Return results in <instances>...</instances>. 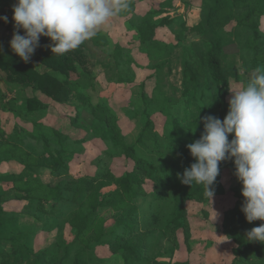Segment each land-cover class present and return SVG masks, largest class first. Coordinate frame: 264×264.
Wrapping results in <instances>:
<instances>
[{
	"label": "trees",
	"instance_id": "16d2710c",
	"mask_svg": "<svg viewBox=\"0 0 264 264\" xmlns=\"http://www.w3.org/2000/svg\"><path fill=\"white\" fill-rule=\"evenodd\" d=\"M8 1L0 0V7ZM84 1L25 0L19 9L10 7L7 34L0 37V70L6 80L45 97H28L18 107L17 101L6 98L0 89V164L13 149L27 154L19 173L0 175L4 184L0 186V240L10 246L0 252V264H66L67 253L61 257L30 247L28 238L33 233L23 232L24 225L19 223L29 201L40 203L41 211L50 202L49 211L54 215H62L64 203L77 205L66 218L77 234L93 225L104 226L110 217L97 219L98 209L114 208L115 228L109 234L112 249L122 254L124 264H143L150 234L159 231L174 238L181 231L185 238L191 236V203L200 205V216L209 220L211 205L226 194L221 182L223 168L236 173V184L229 190L233 202L221 211L222 234L232 243L231 257L225 264H264V88L256 94L257 106L229 104V78L233 74L226 72L222 63L223 38L204 41L203 48L196 42L183 57L179 98L168 96L157 85L149 94L142 88L143 126L135 141L128 144L116 124V115L105 103L93 101L87 90L90 82L82 80L90 73L83 66L84 36L71 26L65 2L78 9ZM162 5L137 14L133 21L139 42L148 45L155 58L164 57L173 47L156 37L160 28L173 22ZM224 8L237 18L235 34L242 38L243 48L253 54L251 62L262 80L264 62L256 57L261 49L258 22L264 14V0H215L207 13L208 23L219 25L215 15ZM90 35L97 45L99 37L94 32ZM24 52L34 56L35 64L27 61ZM114 54L117 67L132 62L130 56L123 60L120 46H115ZM196 63L203 67V75ZM150 68L157 72L160 67L150 64ZM55 106L73 110L74 114L68 115L69 125L80 128L81 134L43 122L42 117ZM84 110L92 114L91 123L82 121ZM2 115L14 116L12 122L2 120ZM92 134L130 160V168L116 175L103 161L83 181L63 178L52 183L41 177L42 171L51 179L67 174L73 155ZM37 190L50 199L36 197ZM73 194L75 198L69 200ZM139 195L150 196L149 226L142 222L133 202ZM42 224L36 232L45 229V222ZM74 264L86 262L76 258Z\"/></svg>",
	"mask_w": 264,
	"mask_h": 264
},
{
	"label": "rangeland",
	"instance_id": "374dc122",
	"mask_svg": "<svg viewBox=\"0 0 264 264\" xmlns=\"http://www.w3.org/2000/svg\"><path fill=\"white\" fill-rule=\"evenodd\" d=\"M214 3L215 0H85L83 6L77 9L65 2L71 26L84 36L83 49L86 59L83 66L90 73L87 76L84 75L82 80L90 82L87 90L93 101L105 103L116 115V124L128 144L135 141L143 126L140 116L142 88L144 87L146 94H149L157 85L168 96L179 98V90L182 87L183 57L189 54L196 42L203 48L204 41L216 42L223 38L222 63L226 72L233 74L229 78L228 103L245 107L259 104L256 94L260 88H264V78L261 80L256 74V67L251 62L253 54L251 55L247 48H243L242 38L235 34L237 18L229 9H220L215 15L214 20L219 25L208 23L207 13ZM14 4L15 0H9L3 5L4 7H0V26L7 23L11 15L10 7H14ZM162 4H165L166 13L172 17L173 22L171 25L160 28L156 37L164 43L173 44V47L164 57L155 58L156 53L150 52L148 45L139 42V34L133 21L135 23L137 14L146 12L150 8L157 9L163 6ZM258 28L261 34L259 37L261 49L260 55L256 58L264 62V14L259 17ZM92 32L99 37L97 45H94L89 38ZM6 34L5 29L0 37ZM33 36L36 37L37 34L33 33ZM115 46L122 48L123 60L130 56L132 59L130 64L123 63L119 67L115 65ZM24 55L27 61L35 64L32 54L24 52ZM194 61L195 56L191 58L192 64ZM150 64L158 65L159 70L155 72L153 68H150ZM195 66L203 75V67L198 63ZM142 82L144 86L141 85ZM0 89L6 98L15 99L18 107L31 96L45 99L40 93L8 82L1 70ZM70 114H74L72 109L55 106L45 113L42 120L60 129L66 128L64 130L71 134L79 135L81 129L69 125L68 115ZM13 117L1 116L2 120H9V124ZM81 118L87 124L93 120L92 114L86 110L81 112ZM158 119L160 121L161 117ZM11 152V156L0 164V175L19 173L23 169L22 160L27 161L26 151L16 148ZM103 161L108 163V167L114 170L116 175L123 174L131 166L130 160L117 150L108 149L102 138L92 134L73 155L67 174L55 179H51L44 171L40 174L44 180L52 181V183L63 178L75 182L83 181L94 174L99 162ZM221 182L226 194L221 201L211 205L209 220L205 221L200 216L202 208L200 205L191 203L189 205L191 236L185 238L181 231L174 238L163 235L159 231L150 234L143 264L169 260L187 261L188 264H225L229 260L232 243L222 234L221 211L231 206L233 202V195L229 190L236 184L235 171L223 168ZM0 186L4 184L0 182ZM34 194L42 199H50L38 190ZM69 196V200L75 198V194ZM149 201L150 196L145 195H139L133 200L141 213L142 222L148 226L150 225ZM49 203H45L46 210L41 211L40 203L29 201L21 217L19 216V223L24 225L23 232L33 233L28 238L33 250L41 248L47 253L54 252L61 257L67 253L66 264H74L76 258L84 260L86 264H124L122 254L112 249L109 236L110 231L115 228L112 223L114 219L112 216L116 214L114 208L100 207L98 209L97 219L110 217L104 226L93 225L84 233L77 234V231L71 229L66 222L67 215L77 205L64 203L61 209L62 215H54L49 211ZM42 222H45V229L36 232L35 230L43 226ZM9 248L8 242L0 240V252L7 251Z\"/></svg>",
	"mask_w": 264,
	"mask_h": 264
},
{
	"label": "water",
	"instance_id": "95a60500",
	"mask_svg": "<svg viewBox=\"0 0 264 264\" xmlns=\"http://www.w3.org/2000/svg\"><path fill=\"white\" fill-rule=\"evenodd\" d=\"M24 1L25 0H15L14 7L16 9H19L23 5ZM6 26H7V23L4 26H0V36H1L2 32L6 29Z\"/></svg>",
	"mask_w": 264,
	"mask_h": 264
}]
</instances>
